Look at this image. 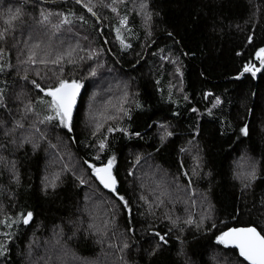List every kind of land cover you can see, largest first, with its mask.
I'll list each match as a JSON object with an SVG mask.
<instances>
[{
    "label": "trees",
    "instance_id": "trees-1",
    "mask_svg": "<svg viewBox=\"0 0 264 264\" xmlns=\"http://www.w3.org/2000/svg\"><path fill=\"white\" fill-rule=\"evenodd\" d=\"M150 4L153 10L152 35L146 36L140 17L132 11L129 25L134 35L125 33L132 47L121 50L115 41L117 17L108 9H94L99 14L97 20L75 0H0V28L8 26L5 23L8 8H22L25 19V24L16 29L19 43L15 47L11 41L0 45L6 48L3 62L12 65L0 72V89L5 90L10 110L0 108V121L8 127L13 119L20 118L29 100L33 101V107L41 117L46 111V105L37 102L43 94L35 89L31 80L35 79L44 87L55 83V66L20 63L26 59L25 41L30 46L40 40L41 48L47 41L43 35L45 29L35 24L41 10L63 15L74 13L69 16L73 23L68 35L78 34L76 39L82 46L102 50V67L98 68L95 78L88 77L84 70L88 63H93L91 61L75 71L70 70L71 66L65 67L64 78L85 82L73 111V131L68 133L66 129L54 127L55 121L37 124L48 141L52 143L60 139L67 145L60 151V161H67L69 166L76 168L64 172L61 168L65 165L46 166L48 142L38 140V137L35 138L39 147L35 150L26 143L23 148L0 153L8 161H15L19 176L18 182L13 180L11 172L0 165V219L6 214L19 220L21 213H33L28 225L17 223L10 229L12 240L8 243L7 261L0 260V264H27L28 242L33 237L49 240L45 236L58 231L57 225L65 234V240L62 237L60 243L71 249L80 261L95 263V258L108 252L103 243L96 242L98 236L86 231L85 214L96 207L112 209L115 213L114 224L119 230L111 239L113 243L119 242L121 237H131L128 241L131 247L125 253L127 264H177L176 249L181 246L180 240L184 241L183 247L195 264H240L242 259L237 251L217 245L215 237L228 227L254 226L264 234V70L257 78L245 74L241 79H235L245 64L259 67L255 53L264 47V0H150ZM131 6L132 0H125V4L119 5L120 13ZM81 15L87 23L78 20ZM50 19L57 23L59 17L53 15ZM67 27L62 25L61 32ZM47 30L50 31L51 27ZM27 32L31 33V38ZM168 32L173 36L169 37ZM85 36L86 40L83 39ZM249 36L251 42H248ZM36 51L39 53L40 49ZM162 55L178 58L182 81L175 74L174 66L160 59ZM25 68L28 69L27 81L22 79ZM104 75L117 76L123 86L129 87L125 107L130 109L131 119L123 117L118 122L106 121L102 115L106 112L104 109L92 123L87 119L89 96L94 89L91 84ZM103 86L101 83L100 98L110 92ZM216 96L222 103L213 108ZM44 99L50 98L45 96ZM137 103L142 107L137 108ZM116 104L115 99L113 105ZM192 108L197 112L191 111ZM112 111L111 108L107 113ZM34 119L29 114L25 122L27 132L33 131L29 125ZM98 121L104 126L93 136ZM161 124L173 132L163 142L160 140ZM109 125L124 128L129 135L120 131L108 133L106 128ZM245 125L247 136L240 132ZM136 132L140 135H134ZM2 133L3 129H0V142L3 141ZM101 133L107 136L104 151L98 150ZM113 155L116 157L114 171L119 180L117 192L128 201V209L114 193L103 189L91 177V169L84 163L102 165ZM242 156L253 158L257 163V178L249 189H244L235 175L238 170H243L238 169V164L246 168ZM148 163L166 176L157 193L163 204L152 208L151 212L140 199L144 194H141L135 177L139 167ZM193 169H196L195 175ZM58 170L56 188L45 191V177ZM75 170L83 173L84 179L88 177L87 184L79 183L77 173L73 175ZM189 177L192 180L190 189L187 187ZM197 193L203 202L200 197H192ZM172 200H183V203L175 204ZM87 201L92 206L89 207ZM155 201L152 198L149 204L153 205ZM189 213L194 222L205 217L202 228H187L179 234L180 240L174 233H169L166 237L169 244L154 256H147L149 241L153 239L151 232H168L170 224L165 215L183 219ZM68 220L82 221L80 232L75 236L69 231ZM213 223L215 228L211 227ZM129 229L133 231L129 232ZM5 230L8 231L0 225V232ZM118 264H121L120 260Z\"/></svg>",
    "mask_w": 264,
    "mask_h": 264
},
{
    "label": "snow or ice",
    "instance_id": "snow-or-ice-1",
    "mask_svg": "<svg viewBox=\"0 0 264 264\" xmlns=\"http://www.w3.org/2000/svg\"><path fill=\"white\" fill-rule=\"evenodd\" d=\"M77 5H80L83 9L86 10L87 13L91 14L92 17L99 19L98 11L94 10L98 7H103L105 9L110 10L117 17V25L115 26V41L119 43L121 50H127L132 47L131 43L125 36V33L128 36L134 35L132 32V27L129 25V15L132 11H135V14L140 17L141 23L145 29L146 36L152 35V22H153V10L151 8L150 0H132L131 8H127L126 11L121 14L119 11V5L125 4V0H110V2H105V0H75ZM55 15L59 17L57 23H54L50 18ZM70 15H74V13H69L68 15H63L59 12L53 14L52 12H46L41 10L39 12V18L35 20V24L39 25L41 28L45 29L43 35L47 37V41L44 42L43 48H41V41L37 40V42L32 43L30 46L27 41H25V47L27 48L26 59L20 61L21 64L24 65H48L51 64L55 66L56 72L55 75V83L54 85H50L47 87L42 86L40 83H37L35 79L31 80V84L42 93L43 96L38 98L39 103L46 105V111L41 117L39 112H36L33 107V101L29 100L27 104L24 105L23 112L19 119H13L11 122V126L8 127L5 125L4 121H0V129H3V141L0 142V153L10 152L16 149L23 148L24 145L31 144L33 150L39 147L38 141L35 137H38V140L48 142L49 147L56 149L57 145L52 144L48 141V137L45 132L41 131V129L37 126V124H51L55 121L54 127H61L66 129L68 133L73 131V110L77 103V98L81 93V89L84 87L82 79H67L64 78L63 73L65 71L66 66H71V71H75L76 69L83 68V65L89 61L93 63H88L87 69H84L87 73L88 77L95 78L98 74V68L102 67L101 55L102 50L97 48H92L89 45L81 46L76 36L78 34L68 35L72 32L71 25L73 23L72 20L69 19ZM158 15V13H157ZM8 19L5 23L8 25L7 27L0 28V45H7L11 41L13 47H15L19 41L16 39V29L20 25L25 24L24 13L22 8L17 7L15 10L12 8L7 9ZM78 20L87 23L85 17L83 15L78 17ZM14 22H18L14 23ZM67 25L64 32H61V26ZM51 27V30L47 29ZM23 35L24 33H20ZM168 36L172 37L173 34L168 32ZM29 38H31L29 33ZM76 40L75 43H72V40ZM83 39H87V37H83ZM174 39V37H173ZM248 42H251L252 37L249 36ZM67 41V43H66ZM107 43V41H105ZM40 49L39 53L36 51ZM6 51L5 47H0V72L3 71L5 67L11 68L12 65L10 63L3 62L4 53ZM163 51V50H161ZM83 53V55H81ZM21 54H24L23 52ZM188 53H185L187 55ZM256 60L259 61L260 67L264 68V47L259 48L255 53ZM160 59L162 61L167 60L168 63H171L174 66V72L178 75L182 81L183 72L181 71V67L178 63L177 59H170L166 56H161ZM25 75L22 77L23 80L27 81V71L25 68ZM260 71V68H257L255 64H245L242 71L235 77V79L239 80L244 73H250L253 77L256 76V73ZM59 73V75H56ZM39 75V72H37ZM159 83V81H157ZM127 88V85H125ZM211 95V93H209ZM49 97L50 99L45 100L44 97ZM128 92L124 91L122 97L120 98V102L116 105H112L113 111L111 113H107V111L102 114L103 119L106 121H116L118 122L123 117L130 116V109L125 107L127 104ZM187 99V96L184 97ZM109 103H111L109 101ZM222 103L219 96L215 97V102L212 105L215 108L217 105ZM137 108L142 107L140 104H136ZM0 108L10 111L8 108V104L6 103L5 98V90L0 89ZM191 111L197 112L196 108H192ZM31 114L35 117L34 120L31 121L30 127L33 130L32 132H27L25 129V122L28 120V116ZM208 115H212L211 110L208 111ZM103 123L96 122L94 130L92 132L93 136H96L97 132L103 127ZM160 129H162V134L160 136L161 142L165 140L166 137H171L173 132L168 130V126L161 124L159 125ZM115 131H120L125 135H129L126 129L118 128L112 125H109L106 128V132L112 133ZM240 132L244 135H248V128L245 125L240 129ZM134 135L139 136L140 133L136 132ZM107 136L101 133V138H98V150L104 151L107 147ZM191 143V141L189 142ZM181 151H186V149H181ZM99 159V156L96 157ZM241 160L245 162L246 168L242 165L238 164V170L235 175L237 179L241 180L244 189H249L252 185V182L257 178V163L253 158H249L247 156H242ZM139 162V157H137V163ZM85 164L88 165V168L91 169V177H94L95 180L99 182L100 185L104 189H108L110 192L114 193L119 201L123 202V207L128 209V201L125 200L124 196L119 195L117 192V177L113 172L114 165L116 163V157L110 156L107 159V162L97 166L96 164L89 163L88 161H84ZM0 165H3L11 172V178L15 181H19V176L16 171V163L15 161H8L7 158L0 154ZM199 167V164L196 166ZM66 171H70L67 165L64 166ZM196 174V169H193V175ZM75 175V172H73ZM129 175H132L129 172ZM184 175L188 177V173L185 172ZM59 179V175L55 176L52 180H49L48 177H45L44 189L45 191L51 187L52 189L56 188V180ZM76 179L79 181L81 185L87 184L88 180L84 179L83 176H76ZM192 184V180L189 177L187 187L190 189ZM140 199L145 200L147 203V199L144 196H141ZM157 207L160 204H163V200H160L157 197ZM193 201V205H194ZM87 210V208H86ZM149 210L151 212V205H149ZM130 212V209H129ZM33 217V213L28 211L26 213L20 214L19 220H13L12 217L7 216L6 214L0 219V225H2L5 229L13 228L17 223H23L24 225H28ZM165 218L168 220L170 227L168 232L161 234L159 231H152L151 236L152 240L149 241V249L146 250L147 256H154L163 246L169 244V240L166 237L169 233H174L176 235V239L180 240L179 234L184 232L187 228L195 227L196 230H200L204 224V216H201L198 221L194 222L193 216L189 213L186 217L181 219L179 216L171 217L167 214ZM115 223V213L113 212L110 217H106L103 219L102 226L97 225L95 223V218H93V222L89 223L88 229L86 231H91L93 234L99 233L97 237V243H104L105 238L109 241L115 236V232H112V236H108L109 225H114ZM82 221L80 220H68L67 225L69 227V231L72 233V236H75L78 232H80ZM212 228H215L216 225L213 223L211 225ZM54 230V235L56 236V243L60 244L61 239L64 234V229L57 225ZM132 232V229L128 230ZM264 231V230H262ZM0 260L7 261V255L9 252L8 243L12 240V233L9 231L0 232ZM71 239V237H69ZM131 237L125 238L121 237L119 242L117 243H109V247H113L117 252L121 253L118 257L121 261V264H127V260L125 258L126 250L131 247L128 242ZM215 243L217 245H222L225 248H233L238 250L239 257L243 258L240 264H264V234H261V231H257L256 227H228L226 230H223L215 237ZM180 247L176 249V257L177 264H195V262L191 259L188 253L185 251L183 245L184 241L180 240ZM31 246L29 248L28 257L30 258ZM44 260V264H49L48 258H41ZM77 259L75 253L61 246L60 255L57 256V261L59 264H73V262Z\"/></svg>",
    "mask_w": 264,
    "mask_h": 264
},
{
    "label": "rangeland",
    "instance_id": "rangeland-1",
    "mask_svg": "<svg viewBox=\"0 0 264 264\" xmlns=\"http://www.w3.org/2000/svg\"><path fill=\"white\" fill-rule=\"evenodd\" d=\"M29 33L30 32H27L26 34L29 35ZM82 82L85 85V82L84 81H82ZM101 83L104 84L103 87H106L110 91L109 94H107L103 98H100V92H99V88H100ZM122 83H123V81H120V79L114 75H104L98 81L92 82L91 85H92V88H94V89H93L92 94L89 96L88 107H87V109H88L87 110V119L91 123L93 122V120H96L101 116V109H104V111L108 112L111 110L112 105L115 102V99H116L117 103L120 102V98L122 97L123 92L126 91L127 89H129V87L125 88V86H123ZM109 101L111 103H109ZM53 143H55V145H57L56 149H53V148L49 147V145H48V148L46 149V152H45L46 159H47L46 166H48V165H49V167L50 166L51 167L52 166L53 167H60V165L69 166L70 164H68L67 161L61 162L60 161L61 159L59 156L60 151L64 148H66L67 145L63 141H61L60 139H58L57 141H52V144ZM68 168L71 171V170H73V168H76V167L69 166ZM61 171L66 172V170L64 169V166L61 168ZM59 172H60L59 170L54 172V173L51 172V175L48 176V179L52 180L55 176L60 174ZM75 173H77L78 176L82 175L84 178L83 173L78 172L76 170H75ZM135 177H136L139 189L142 190L141 194H144V197H146V199H147V203L145 202V200H142V201L149 207V205H150L149 202H151L152 198L157 200V193H158V191H160L161 187L164 185V179L166 178V176L159 169L155 168L153 165L148 163V164H143L142 166L139 167L138 172H137ZM58 180L59 179H57L56 182ZM86 180H88V177ZM49 188H51V187H49ZM192 197H194V199L200 197V199H201V195L198 193L193 195ZM182 199H184V197ZM203 201L204 200L201 199V202H203ZM87 202H88L89 207L92 206L91 203H89V201H87ZM172 202L175 204L183 203V200H181V201H175V200L173 201L172 200ZM157 203H158V201H155V203L152 202L153 205H151V209L156 208ZM85 206H86V203H85ZM111 214H112V209H108V208L96 207L95 209L90 210L89 212H87L85 214V218H87V220H85L86 228L88 229L89 223L93 222V218H95V223L97 225L102 226L103 219L106 217H110ZM118 230H119V228L115 224L109 225L108 236H112L113 231L115 232V235H116ZM8 231H10V229H8ZM89 232H91V231H89ZM94 235L98 236L99 233L94 234ZM45 237L49 238V240H40L37 237H33L30 240V242H28L27 248H26V263L27 264H44V260L41 259L42 257L43 258L51 257V259L49 260V264H59V262L57 261V256L60 255L62 244L56 243V236L54 235V231H51ZM46 238H43V239H46ZM63 239L65 240V234L63 235ZM107 242L113 243V241L112 240L109 241L107 238H105V242L103 243V245H104V247L107 248L108 252H103L102 254H100V256H98L97 258L94 259L93 262H95V263H92V264H118L119 252H117L115 248L109 247L107 245ZM30 246H31L32 255L29 258L28 252H29ZM75 256H76V254H75ZM76 257H78V256H76ZM73 264H88V263L82 262L79 259H76L73 262Z\"/></svg>",
    "mask_w": 264,
    "mask_h": 264
},
{
    "label": "water",
    "instance_id": "water-1",
    "mask_svg": "<svg viewBox=\"0 0 264 264\" xmlns=\"http://www.w3.org/2000/svg\"><path fill=\"white\" fill-rule=\"evenodd\" d=\"M258 68H260V71H258V72L256 73V76H255L254 78L259 77V75H260V74L263 72V70H264V68H261V67H260V63H259V67H258ZM245 74H250V73H244V75H245ZM244 75H243V76H244ZM250 75H251V74H250ZM243 76H242V77H243ZM242 77H241V78H242ZM241 78H240V79H241ZM79 99H80V95H79V97L77 98L76 106H77V104H78V102H79ZM76 106H75V107H76ZM74 109H75V108H74ZM73 111H74V110H73ZM97 166H100V165H97ZM113 172H114V174H115L114 168H113ZM117 181H118V184H117V189H118V187H119V180L117 179ZM101 186H102V185H101ZM103 189H104V188H103ZM105 190H106V191H109L108 189H105ZM109 192H110V191H109ZM246 227H249V226H246ZM251 227H254V226H251ZM257 231H259V230L257 229ZM229 248H230V247H229ZM231 249H233V248H231ZM235 250H236V249H235ZM236 251H237V253H238V250H236ZM240 258H241V257H240ZM241 259H243V258H241ZM246 263H247V262H246Z\"/></svg>",
    "mask_w": 264,
    "mask_h": 264
}]
</instances>
